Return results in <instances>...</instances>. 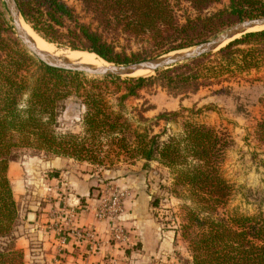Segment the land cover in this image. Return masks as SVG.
Returning a JSON list of instances; mask_svg holds the SVG:
<instances>
[{"label": "trees", "instance_id": "trees-1", "mask_svg": "<svg viewBox=\"0 0 264 264\" xmlns=\"http://www.w3.org/2000/svg\"><path fill=\"white\" fill-rule=\"evenodd\" d=\"M81 1L89 22L66 0H16L24 21L48 42L95 53L115 64L188 49L239 21L264 16V0H229L222 7L217 6L223 0ZM4 11L0 0V264H25L24 251L13 242L20 215L8 171L27 150L101 165L106 160L114 164L112 154L143 159L144 166L158 161L174 171L176 190L186 199L181 234L191 251L189 264H264V212L222 211L233 191L221 172L231 144L228 135L185 120L179 133L163 139L166 129L154 133L152 127L161 120H176L180 112L160 113L150 123L144 113L152 107L144 104L135 108L136 125L125 105L156 84L176 97L204 88L230 95L239 75L264 67V28L154 74L89 78L9 44L3 35ZM122 39L140 43V51L128 54ZM72 98L84 109L82 134L58 130L59 116ZM255 133L264 144V115Z\"/></svg>", "mask_w": 264, "mask_h": 264}, {"label": "rangeland", "instance_id": "rangeland-1", "mask_svg": "<svg viewBox=\"0 0 264 264\" xmlns=\"http://www.w3.org/2000/svg\"><path fill=\"white\" fill-rule=\"evenodd\" d=\"M66 1L76 8L86 22L91 20L83 11L81 0ZM228 2L223 0L217 7ZM3 18V27L7 28L3 35L8 38L9 44L39 59L19 39L7 9ZM25 26L38 38L45 40L30 25L26 23ZM48 44L61 53L80 51L67 46L59 47L55 43ZM120 45L125 47L128 54L140 51L141 47L136 41L129 43L124 39ZM122 48L118 47L124 50ZM95 57L111 64L97 54ZM83 73L89 78L103 76ZM232 86L230 95H214L211 89L204 88L197 94L183 98L170 94L167 89L156 84L142 89L138 97L126 101V115L138 125V111L135 108L139 109L144 104L152 107L144 113L151 120L150 123H154L160 113L180 112L176 120L168 123L161 120L152 127L154 133L166 129L163 139L179 133L185 120L206 124L226 133L231 144L226 150L221 172L233 185V191L222 211L256 215L264 212V144L256 138L255 133L257 123L264 115V67L239 75V79L232 81ZM72 102L73 98L60 114L58 130L82 134L84 109ZM111 102L117 104L115 98ZM112 157L114 164L110 165V160H106V165H101L27 150L10 163L8 176L20 215L13 242L24 251L25 264H189L192 260L191 251L188 241L181 234V225L186 219L183 208L186 199L182 192L176 190L174 171L158 161H151L149 166H144L143 159L123 160L114 154ZM85 173L94 174L91 178V181L94 180L91 196L97 199L93 204L95 213L102 196L109 195V187L117 185L112 183L113 180L129 175L138 177L140 186L149 195L148 219L151 225L147 227L143 223L142 229L151 233L155 229L156 237L150 235L141 242L137 234L130 236L123 219L121 224L130 238L125 242L117 241L111 232L112 224L99 219L97 215L96 218L107 225L106 235L96 233L92 227L78 225L76 221H80V213L84 208L79 206L84 200L78 198L70 177L76 180V177ZM123 188L128 191L126 201L133 189ZM126 205L124 202L122 216L128 211ZM73 208L75 210L72 213L68 212Z\"/></svg>", "mask_w": 264, "mask_h": 264}, {"label": "water", "instance_id": "water-1", "mask_svg": "<svg viewBox=\"0 0 264 264\" xmlns=\"http://www.w3.org/2000/svg\"><path fill=\"white\" fill-rule=\"evenodd\" d=\"M3 1L14 23L19 39L40 60L54 67L103 76H135L131 74L139 71H151L152 73H155L158 70L215 52L229 41L240 37L237 36L238 34H244L251 31L248 30L250 28L259 26L264 27V16L247 18L227 27L210 39L188 49L173 51L158 57L148 58L128 64L111 63L112 65L108 66L79 65L69 61L68 59H63L50 52L38 49L32 37L21 24V18L23 17L16 0Z\"/></svg>", "mask_w": 264, "mask_h": 264}, {"label": "crops", "instance_id": "crops-1", "mask_svg": "<svg viewBox=\"0 0 264 264\" xmlns=\"http://www.w3.org/2000/svg\"><path fill=\"white\" fill-rule=\"evenodd\" d=\"M93 177L94 174L91 173H85L81 177H76V180L70 177V183L75 189L78 198L84 200L81 203L82 205L79 206L84 207L80 213V221L77 220L76 222H78L77 224L80 226L94 228L96 233L98 232L100 235H106L107 225L96 218V213L94 210L95 206H93V204H95L97 200L96 198H93V196H91V191L93 190L92 187L94 185V180L91 181V178ZM137 178L138 177L131 175L123 176L122 178L113 180L112 183H115L122 187L133 189L130 192L129 198L125 201L128 211L124 214V216H122V219L123 224L127 226V229L131 234L130 236L134 237V235L136 236L137 234V237H139L141 242H143V239L150 235L153 236V238L156 237V231L154 229V233H151L149 231L146 232L144 231V229H142L143 223L144 226L147 227H150L151 225L150 220L148 219L149 204L147 198L149 197V195L146 193V190H144L143 187L140 186L141 181ZM74 210V208L71 210L69 209L68 212L72 213ZM78 218L79 215L77 216V219Z\"/></svg>", "mask_w": 264, "mask_h": 264}, {"label": "built area", "instance_id": "built-area-1", "mask_svg": "<svg viewBox=\"0 0 264 264\" xmlns=\"http://www.w3.org/2000/svg\"><path fill=\"white\" fill-rule=\"evenodd\" d=\"M109 195H103L100 204L96 208V215L99 219L108 220L112 224V233L117 241L129 240L123 225L121 224L124 212V202L128 196L126 188L117 185L109 187ZM79 234V233H78Z\"/></svg>", "mask_w": 264, "mask_h": 264}, {"label": "bare ground", "instance_id": "bare-ground-1", "mask_svg": "<svg viewBox=\"0 0 264 264\" xmlns=\"http://www.w3.org/2000/svg\"><path fill=\"white\" fill-rule=\"evenodd\" d=\"M21 24L22 26L25 28V30L28 32V34L32 37L36 47L38 49L47 51L52 53L53 55H56L58 57H61L63 59H68L69 61L79 64V65H91V66H108V65H112L109 63H106L105 61L101 60V59H97L95 57V54L93 53H89V52H82V51H73L70 53H61V52H57L54 50V48L48 44V42L46 43L45 40H42L40 38H38L36 35H34L31 31H29L26 28V23L24 21V18H21ZM263 26H259V27H254V28H250L248 30H260L263 29ZM242 34H238L237 36H241ZM227 44V43H226ZM152 73L151 71H139V72H135L132 73L131 75H146V74H150Z\"/></svg>", "mask_w": 264, "mask_h": 264}]
</instances>
